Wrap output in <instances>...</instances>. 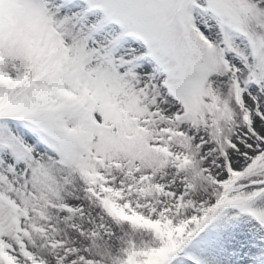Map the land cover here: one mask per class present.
<instances>
[{
  "label": "snow or ice",
  "instance_id": "6c2138e0",
  "mask_svg": "<svg viewBox=\"0 0 264 264\" xmlns=\"http://www.w3.org/2000/svg\"><path fill=\"white\" fill-rule=\"evenodd\" d=\"M0 264H264V0H0Z\"/></svg>",
  "mask_w": 264,
  "mask_h": 264
}]
</instances>
